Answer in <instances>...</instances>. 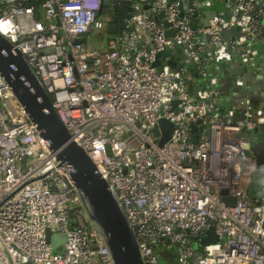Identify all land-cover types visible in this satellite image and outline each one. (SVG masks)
<instances>
[{
    "label": "built area",
    "instance_id": "built-area-1",
    "mask_svg": "<svg viewBox=\"0 0 264 264\" xmlns=\"http://www.w3.org/2000/svg\"><path fill=\"white\" fill-rule=\"evenodd\" d=\"M103 1L0 0V35L22 53L70 139L115 192L143 264H264V194L249 193L255 159L247 140L264 125V109L222 111L214 78L204 80L206 65L232 61L234 48L255 64L251 41L264 30V0H223L227 9L206 26L195 17L215 0L185 9L184 0H128L125 27L105 48L86 43L111 21L99 14ZM230 28L236 36L225 41ZM175 44L184 66L168 58L155 66ZM160 119L173 124L162 145L150 133ZM210 226L218 242L202 245ZM46 230L66 236L61 251ZM163 249L175 252V263L160 258ZM0 264H112L70 169L1 75Z\"/></svg>",
    "mask_w": 264,
    "mask_h": 264
},
{
    "label": "water",
    "instance_id": "water-1",
    "mask_svg": "<svg viewBox=\"0 0 264 264\" xmlns=\"http://www.w3.org/2000/svg\"><path fill=\"white\" fill-rule=\"evenodd\" d=\"M192 1L187 0L183 4V8L190 7ZM130 4L131 2L128 0H104L102 2V8L107 9H101L99 14L107 13L111 17V21L106 27L108 34L114 35L122 32L125 27V19L130 15ZM225 9H227L225 1L214 2L209 7L201 8L200 11L204 14V18L201 21L202 24L206 26L208 19ZM229 9L232 10L233 7ZM230 15V12L225 13L226 17ZM148 16L149 18L154 17L151 13ZM159 17H162V14H159ZM164 25L168 26V23L164 21ZM174 32L170 31L167 33L173 34ZM227 32L235 34V29L230 28ZM254 35H256V32H254ZM83 41V39L77 40V42ZM253 47L255 46L253 45ZM182 49L183 46L178 44H175L173 49L165 48L163 52L157 55L154 65H159L160 61L166 58H168V64L173 65L172 53L174 51L182 52ZM214 65L216 70H218L220 65H223V61H215ZM213 73H208V83H210V79L215 78ZM0 75L25 110L28 119L35 125L39 135L59 160V163L70 169L71 178L80 202L88 219L107 246L112 258V264H143L138 252V244L133 228L115 192L102 177L86 151L70 139L69 132L52 107L49 94L45 91L36 74L28 66L22 53L17 49L13 50L12 44L2 35H0ZM211 87L217 91L215 83ZM232 90L235 94L238 92L242 94L241 100L244 102L242 103L241 112L247 108H259L258 105L253 106L251 102H246L249 95L247 93L250 91L246 89L245 81L240 86L234 85ZM173 104L175 105V101H173ZM218 107L222 106L218 103ZM231 108L232 106L226 107L224 111ZM240 116V112H238L235 115V119H239ZM190 127L193 130L196 129L194 124ZM172 128L173 124L170 121L160 119L151 128L150 133L156 138L157 143L162 145L169 139ZM192 141L196 143L197 137L193 135ZM250 147L251 144L249 143V151L251 150ZM251 151L253 152V150ZM46 241L50 244L52 250L61 251L63 243L66 241V236L46 230ZM217 242L218 237L214 232L213 226H210L206 231V236L202 238L201 244L207 245Z\"/></svg>",
    "mask_w": 264,
    "mask_h": 264
},
{
    "label": "crops",
    "instance_id": "crops-1",
    "mask_svg": "<svg viewBox=\"0 0 264 264\" xmlns=\"http://www.w3.org/2000/svg\"><path fill=\"white\" fill-rule=\"evenodd\" d=\"M223 1V0H216ZM187 0H184V3ZM203 13L198 14L195 17V20L201 22L203 19ZM154 18L161 19L159 15H155ZM202 18V19H201ZM235 34L232 32H226L223 36L225 41L235 37ZM255 46V64L249 65L245 64L240 60L239 49L232 50V61L226 62L223 61V65L216 70L214 63L207 64L206 69L207 73L214 72L215 76L214 82L216 84V93H217V103H219L222 107V111L229 106H232L233 109L239 110L242 109V94L238 92L237 94L233 93L232 87L234 85L240 86L237 82L240 81L242 84L245 81L246 89L250 92L247 96L246 102H251L253 106H259V108L264 109V30L256 32V35L253 36V40L251 41ZM172 57L174 61H178L181 59V52L174 51L172 53ZM208 77V74H207ZM198 80H201L199 76H196ZM204 80H208V78H204ZM251 93V95H250ZM220 97H219V96ZM252 96V97H251ZM225 107V108H224ZM238 112L235 113V115ZM248 143L251 144V150L249 153L254 157L255 148H263L264 147V125H262L261 130L258 132L256 130H250L247 133ZM255 159V157H254ZM174 252V251H172ZM175 263V261H173Z\"/></svg>",
    "mask_w": 264,
    "mask_h": 264
},
{
    "label": "rangeland",
    "instance_id": "rangeland-1",
    "mask_svg": "<svg viewBox=\"0 0 264 264\" xmlns=\"http://www.w3.org/2000/svg\"><path fill=\"white\" fill-rule=\"evenodd\" d=\"M110 37V34L107 33V31H97L94 33H91L86 37V43L89 45H96L98 47H104L106 44L107 38ZM264 182L263 180H260L257 178L255 175L252 176L251 183L249 186V193L250 196L258 194L261 189L263 188ZM260 193H263L262 191ZM193 247L196 249L197 248V242L193 243Z\"/></svg>",
    "mask_w": 264,
    "mask_h": 264
},
{
    "label": "flooded vegetation",
    "instance_id": "flooded-vegetation-1",
    "mask_svg": "<svg viewBox=\"0 0 264 264\" xmlns=\"http://www.w3.org/2000/svg\"><path fill=\"white\" fill-rule=\"evenodd\" d=\"M101 9L105 10L107 8L103 7ZM254 154H255L254 155L255 161H254V168H253L252 176L255 175L257 178H259L260 180H263V182H264V147L263 148H255ZM261 191L264 194V185H263V188L261 189Z\"/></svg>",
    "mask_w": 264,
    "mask_h": 264
},
{
    "label": "trees",
    "instance_id": "trees-1",
    "mask_svg": "<svg viewBox=\"0 0 264 264\" xmlns=\"http://www.w3.org/2000/svg\"><path fill=\"white\" fill-rule=\"evenodd\" d=\"M216 2V0L214 1ZM220 2V1H217ZM197 23L195 21L192 22V25H196ZM180 61V60H179ZM164 63V60H161L159 65H156L157 67H160L162 64ZM180 66L183 67V63L180 61ZM173 250H165L163 249V251L161 252V259L164 261H168L171 263H174L173 261H176V256H175V252H172Z\"/></svg>",
    "mask_w": 264,
    "mask_h": 264
}]
</instances>
